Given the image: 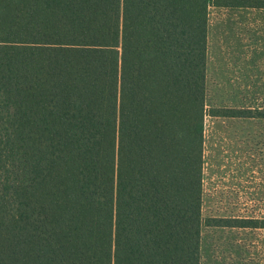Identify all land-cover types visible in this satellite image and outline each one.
Masks as SVG:
<instances>
[{"label":"trees","instance_id":"1","mask_svg":"<svg viewBox=\"0 0 264 264\" xmlns=\"http://www.w3.org/2000/svg\"><path fill=\"white\" fill-rule=\"evenodd\" d=\"M212 7L0 0V264H199Z\"/></svg>","mask_w":264,"mask_h":264},{"label":"rangeland","instance_id":"2","mask_svg":"<svg viewBox=\"0 0 264 264\" xmlns=\"http://www.w3.org/2000/svg\"><path fill=\"white\" fill-rule=\"evenodd\" d=\"M210 108L264 110V9L208 13ZM199 264H264V229L211 219L264 220V118H204ZM213 224V225H210Z\"/></svg>","mask_w":264,"mask_h":264},{"label":"crops","instance_id":"3","mask_svg":"<svg viewBox=\"0 0 264 264\" xmlns=\"http://www.w3.org/2000/svg\"><path fill=\"white\" fill-rule=\"evenodd\" d=\"M220 8H230V9H249V8H239V7H220ZM206 55H207V51H206ZM207 61V58H206ZM207 63V62H206Z\"/></svg>","mask_w":264,"mask_h":264}]
</instances>
